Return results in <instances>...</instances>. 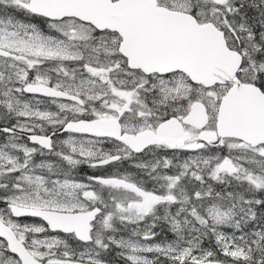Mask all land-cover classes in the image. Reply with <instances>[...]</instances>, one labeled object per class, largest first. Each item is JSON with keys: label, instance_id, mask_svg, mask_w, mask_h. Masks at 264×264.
I'll return each mask as SVG.
<instances>
[{"label": "snow or ice", "instance_id": "6c2138e0", "mask_svg": "<svg viewBox=\"0 0 264 264\" xmlns=\"http://www.w3.org/2000/svg\"><path fill=\"white\" fill-rule=\"evenodd\" d=\"M0 264H264V0H0Z\"/></svg>", "mask_w": 264, "mask_h": 264}]
</instances>
